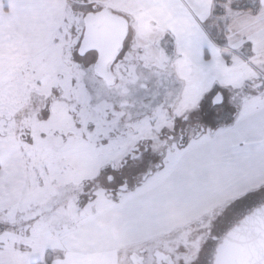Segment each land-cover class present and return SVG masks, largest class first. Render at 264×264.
<instances>
[{
    "label": "rangeland",
    "instance_id": "1",
    "mask_svg": "<svg viewBox=\"0 0 264 264\" xmlns=\"http://www.w3.org/2000/svg\"><path fill=\"white\" fill-rule=\"evenodd\" d=\"M67 3L71 11L61 22L57 43L38 56L43 63L40 59L38 62V58L36 65L32 61L29 63L35 73L30 75L28 72L26 81L10 80L0 84V133L10 132L8 135H11L7 145L0 142V164L4 166H0V172H7L6 176H0V193L3 192L0 194V264H52L55 260H65L67 247L75 243L76 254L85 260L100 250L97 245L106 239L109 254L116 258V264H128L126 257L130 249L123 245L121 230L113 227L117 217L112 220V226L106 221L111 218L107 214L113 218L121 203H128L132 196L150 191L152 195L176 169H187L193 175L199 169L193 163L183 166V163H177L178 156L168 155L153 178L142 181L132 193L120 194L118 200L109 199L110 196L107 197L100 188L91 191L93 185H105L99 174L102 168L107 170L112 164L115 169L139 138L150 140L151 118L142 119L140 123L137 120L131 128L129 124L131 115L140 110L142 100L155 95L159 118L155 131H159L164 127V115L160 114L163 106H170L176 100L180 108L189 107L197 97L217 86L224 89V102L219 108L212 109L213 113L223 108L241 112L243 104L255 107L264 99V65L257 63L259 59L263 60V54L260 58H250L251 55L241 49L239 52L245 55L247 63L258 65L255 69L245 74L243 69L250 67L231 56L227 58L229 70L222 79L207 77L204 71L209 65L203 64L201 53L191 60L181 56L185 51L176 43L179 49H173L171 37L165 29L154 26L156 17L142 10L139 0H67ZM229 5L232 3L220 5L225 15L215 19L214 25L219 21L228 22L236 14ZM100 8L127 19L129 35L126 43L137 40L145 46L151 44L146 51L151 57L144 64L145 69L129 67L121 76L116 63L113 69L117 81L113 87H106L93 75L94 53L82 57L77 54L85 10ZM208 23L209 26L211 23ZM209 41L214 42L211 38ZM206 51L210 55V50ZM151 75L154 78H150ZM140 84H145L146 90H141ZM17 92L21 93L18 98ZM249 93L257 96L248 99ZM125 100L129 101L127 108L120 105ZM203 101H207L206 97ZM221 118L228 119L229 114L223 113ZM17 130L23 135L22 141L14 135ZM16 147L23 165L22 186V179L7 176L14 166L15 175L20 172V165L18 168L15 161L9 160L11 154L8 153L9 157L5 154L7 149ZM113 175L116 180L126 178L130 185L139 181V178L130 180L120 169ZM263 198L264 186L235 201L231 199L209 207L199 217L170 228V231L167 223L160 227L161 216H156L151 237L140 245L150 252L152 247H159L160 243L171 239L185 240L191 234L202 232L206 235L210 230L213 234L218 233L220 226L214 223L219 219L223 218V229L225 222H232ZM165 228L166 232L156 233ZM90 229H93V235L85 232ZM195 244L198 242H193L192 251L196 249ZM175 252L182 253L179 249ZM95 262L92 259L85 263L97 264Z\"/></svg>",
    "mask_w": 264,
    "mask_h": 264
},
{
    "label": "crops",
    "instance_id": "2",
    "mask_svg": "<svg viewBox=\"0 0 264 264\" xmlns=\"http://www.w3.org/2000/svg\"><path fill=\"white\" fill-rule=\"evenodd\" d=\"M139 1L143 5L142 10L156 17L155 26L165 29L173 39V49H179L176 43L185 51V55L181 56L191 60L197 59L201 53L203 64L209 65L204 71L207 77L222 79L229 70L227 58L231 56L250 67L243 69L245 74L255 69L258 65L247 63L245 55L239 52L241 49L249 53L250 58H260L262 54L264 57V0H246L247 4L245 2L241 9L229 5L236 14L226 21L224 27V52L217 43L213 42L214 45L209 41L206 33L213 0ZM69 11L67 0H0V84L10 80L17 83L26 81L28 72L30 75L35 73L29 63L32 61L36 65L37 58L38 62L40 59L43 63L38 56L48 52L57 43L61 22ZM257 63L264 65V58ZM255 93H249L247 98L255 99ZM16 94L17 98L21 96L20 92ZM243 105L241 112L229 110L228 119H219L224 113L223 109L215 112L218 122L211 137L203 135L195 148L190 145L179 157L177 163H183V166H187V163L196 164L198 173L193 175L187 169H176L152 195L150 191L141 196H132L133 199L128 203H121L113 218L107 214V217H111L106 218L107 222L112 223L117 217V222L114 226L112 223V226L121 230L123 245L128 246L130 252L133 249H145L140 244L151 237L156 216H161L160 227L167 223L170 231V228L199 217L209 207L219 206L231 199L235 201L241 195L245 196L264 186V99L255 107ZM9 133H0V142L6 144L11 136ZM14 135L22 141L20 130ZM8 153L12 158L9 160L15 161L18 168L20 165V172L15 175L16 168L13 165V172L7 176L22 179V186L24 172L21 154L17 147L7 149L6 156ZM6 174L5 170L0 172V176ZM167 228L156 233L166 232ZM93 229L85 232L93 235ZM79 240L81 243L82 238ZM107 242V239L100 240L97 246L101 249L85 260L76 254L75 243L67 247L65 260L51 263L86 264L95 259L97 264H116V258L113 259L109 254Z\"/></svg>",
    "mask_w": 264,
    "mask_h": 264
},
{
    "label": "flooded vegetation",
    "instance_id": "3",
    "mask_svg": "<svg viewBox=\"0 0 264 264\" xmlns=\"http://www.w3.org/2000/svg\"><path fill=\"white\" fill-rule=\"evenodd\" d=\"M127 38L123 43L122 50L111 66V71L115 77L114 85L117 81V75L113 69L116 63L117 69L119 70L121 76H123L122 72L124 69L129 70V67L136 68L137 66H141L145 69L146 67L144 64L148 63L147 61L151 57V55L146 52L149 48H151V44L145 46L137 40L126 43ZM170 40L173 42L172 38H170ZM94 56L96 59L95 53ZM94 62L92 63V66ZM150 78H154V76L151 75ZM100 81L106 86L102 80ZM139 87L141 90H146L145 84H140ZM223 90L224 89H220L219 86L215 89H209L205 94L201 95L202 97H197L195 102H193L189 107L180 108L177 106L176 100L175 103L170 106H163L160 114L164 115V127L159 131H155V126L158 124L159 119L157 118L155 95H151L148 98L143 99L141 102L142 108L140 107V110L137 113L132 115L130 114L131 118H129V124L131 128V125L134 124L135 121L139 120L140 123L142 119L151 118L150 140L139 138L137 144L132 147L131 152H128V154L123 157L121 163L118 164V167L115 169L112 164L109 165L107 170L102 168L99 171V174L100 176H103L105 185H101L99 187L93 185V187H91V191H95L97 188H100L106 196H110H107L109 199L118 200L120 194L132 193L139 188L138 186L142 181L147 180L149 177L153 178L157 170L159 171L162 161L165 160L166 156H178V158L182 157L181 154H183V152H185L190 145L194 146L193 148L197 146L196 144L203 135L208 134L209 137H211V134L217 125L216 123L218 122L215 112L213 113L212 109L219 108L223 104ZM217 93L222 95L223 101L221 105L214 106L212 105V100ZM205 97L207 101L204 103L203 98ZM146 104L147 106H145ZM120 105L127 108L129 101H122ZM138 105H140V101L138 102ZM223 111L224 113L228 112L227 109L224 108ZM119 122L121 123L122 119ZM155 147L158 149H155ZM117 169L122 170V172L124 171L130 180L139 178V181L133 182L130 185L126 178L121 179L119 177V179L116 180L113 173ZM262 203H264V198L261 202L254 203L251 208L245 210L241 216L232 222H225V227L223 229L221 228L223 225V218L219 219L216 223H214L215 226L218 224L220 226L218 233L213 234L212 230H210V232L206 233V235L202 232L195 235L191 234L189 236L190 239H171L165 241V243H160L159 247H152L150 252L145 249L131 251L126 257V260L128 264H213L216 248L226 232L232 228L243 215ZM193 242H198V244H195L196 249L194 251H192L194 248ZM177 249L181 250L182 253L180 252V255L179 253L176 254L175 250ZM132 253L138 254V256L130 259V255Z\"/></svg>",
    "mask_w": 264,
    "mask_h": 264
},
{
    "label": "water",
    "instance_id": "4",
    "mask_svg": "<svg viewBox=\"0 0 264 264\" xmlns=\"http://www.w3.org/2000/svg\"><path fill=\"white\" fill-rule=\"evenodd\" d=\"M83 32L77 54L96 55L92 66L94 76L106 86H113L115 77L111 66L123 48L129 24L125 17L107 8L89 11L82 17ZM223 97L217 93L212 105H221ZM138 254L132 253V257ZM141 259V258H140ZM135 264V263H134ZM213 264H264V203L243 215L218 244Z\"/></svg>",
    "mask_w": 264,
    "mask_h": 264
},
{
    "label": "trees",
    "instance_id": "5",
    "mask_svg": "<svg viewBox=\"0 0 264 264\" xmlns=\"http://www.w3.org/2000/svg\"><path fill=\"white\" fill-rule=\"evenodd\" d=\"M229 0H213V7L211 12L210 18V25L206 27V33L209 38H211L215 43L220 46V50L224 52L225 49V40H224V27L226 26L227 22L219 21L217 25H214V20L218 19L219 16H222V8L220 7L221 4L226 5ZM232 3L233 8H243L245 5L246 0H230ZM247 4V2H246ZM92 11V10H85V13ZM222 19V18H221ZM223 27V28H222ZM226 59V54H224ZM246 213V212H245Z\"/></svg>",
    "mask_w": 264,
    "mask_h": 264
},
{
    "label": "bare ground",
    "instance_id": "6",
    "mask_svg": "<svg viewBox=\"0 0 264 264\" xmlns=\"http://www.w3.org/2000/svg\"><path fill=\"white\" fill-rule=\"evenodd\" d=\"M248 213V212H247Z\"/></svg>",
    "mask_w": 264,
    "mask_h": 264
}]
</instances>
